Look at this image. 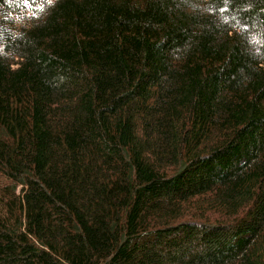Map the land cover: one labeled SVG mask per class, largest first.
<instances>
[{"label":"trees","instance_id":"1","mask_svg":"<svg viewBox=\"0 0 264 264\" xmlns=\"http://www.w3.org/2000/svg\"><path fill=\"white\" fill-rule=\"evenodd\" d=\"M0 264H264V0H0Z\"/></svg>","mask_w":264,"mask_h":264}]
</instances>
